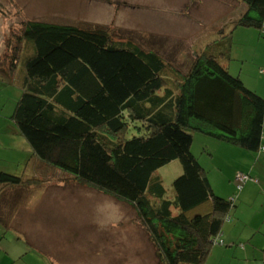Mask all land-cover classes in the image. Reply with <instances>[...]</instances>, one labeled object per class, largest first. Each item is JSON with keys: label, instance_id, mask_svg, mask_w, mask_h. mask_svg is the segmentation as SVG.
<instances>
[{"label": "trees", "instance_id": "obj_1", "mask_svg": "<svg viewBox=\"0 0 264 264\" xmlns=\"http://www.w3.org/2000/svg\"><path fill=\"white\" fill-rule=\"evenodd\" d=\"M242 4L233 32L253 28L264 39V0ZM21 26L0 56V84L20 78L12 134L26 142L34 170L46 168L57 177L53 184L75 183L132 208L156 264H204L213 245L241 248L220 239L235 197L215 196L190 151L199 134L264 153V98L228 70L230 27L219 38L222 48H200L182 73L104 28L30 20ZM174 161L182 173L170 194L156 172ZM14 173L0 170V197L34 181ZM239 175L238 191L251 180ZM1 210L0 203L5 231Z\"/></svg>", "mask_w": 264, "mask_h": 264}, {"label": "rangeland", "instance_id": "obj_2", "mask_svg": "<svg viewBox=\"0 0 264 264\" xmlns=\"http://www.w3.org/2000/svg\"><path fill=\"white\" fill-rule=\"evenodd\" d=\"M240 3L239 0H0V56L8 48L7 39L21 30L23 21H43L104 28L117 40L132 41L144 50L156 52L183 73L190 68L200 48L211 44L222 48L226 40L219 38L223 28L230 27L238 18L233 16V10ZM236 30L233 32V27L229 30L231 53L226 64H231L229 72L234 77L242 68L245 81L253 85L254 72L262 75L259 66L264 68V39L257 40L250 33ZM249 31L256 30L249 28ZM8 78L9 82L0 84V169L7 167L16 172L14 176L34 180L27 187L21 186L11 197L15 201L36 203L31 218L28 215L22 222L27 224L25 221L32 219V224L25 226L31 231L38 220L39 233L48 234L42 242V251L57 253L62 264H156L154 248L137 224L132 208L75 183L53 184L57 181L52 180L57 177L52 172L46 174V168L43 174L34 170L36 159H31L26 142L12 134L11 115L21 94L20 78H16L17 82L14 77ZM231 149L237 150L207 136L195 134L193 137L190 151L204 170L215 196L226 197L235 192L233 185L232 189L228 187V178H232L231 168L241 160ZM16 160L20 166H12L11 162ZM23 163L26 166L22 167ZM181 173L180 162L174 161L159 169L156 175L172 194L171 184ZM0 198L2 205L9 197ZM239 200L246 206L242 196ZM9 206L1 217L10 221L8 226H13L16 221L11 220ZM248 209L252 211L251 207ZM255 217L247 228L241 224L235 229L231 225L224 227L220 239L225 242V235L231 234L232 241H228L233 243L236 235L245 233L240 240L243 246L213 245L204 264H264V225L261 223L264 217L257 213ZM248 228H251L249 232ZM253 229H257L254 235ZM239 230L241 234H236ZM34 248H37L34 240L19 237L12 227L5 231L0 227V264H54L50 254H47L48 262Z\"/></svg>", "mask_w": 264, "mask_h": 264}, {"label": "crops", "instance_id": "obj_3", "mask_svg": "<svg viewBox=\"0 0 264 264\" xmlns=\"http://www.w3.org/2000/svg\"><path fill=\"white\" fill-rule=\"evenodd\" d=\"M239 1L241 3L239 6H237L238 8L233 10V16H236V15L239 16L240 13L244 10V5L242 4V0H239ZM231 20H233V17ZM231 20L227 21L225 24H227ZM244 29H246V30H244ZM237 31L240 33H250L254 37H256L257 40L260 39V36L258 35V33L256 31H249L248 28H238L236 30V32ZM230 67H231V64L229 63L228 70L230 69ZM259 67L261 69L262 75H258L256 72H254L255 77H254L253 85H252V83H249V82L247 84V82L245 81V79H244L245 74H244L242 68H240L238 70L237 76L243 81L245 86H247L248 88H250L251 90L256 92L258 95H260L261 97L264 98V68L262 69L261 68L262 66H259ZM249 78L252 79V76H249ZM259 86H261L262 88H259ZM263 132H264V127H263ZM262 145L264 146V142ZM233 148H235V147H233ZM236 149L237 150H233V149H231V150L238 154L239 160H241V163L238 164V166L231 168L232 178H228V184H227L228 187L231 189H232V185H233L235 188V192L226 196L229 199L235 197L234 203L236 204V208L232 209V211L229 212V216L227 217V219L223 225V229L227 225H231V227H233L235 229L239 224L246 225V228H247V225H251L253 223V221L256 219L255 213L259 214L260 217H264L263 216V213H264V211H263V209H264V153H261V154L260 153H252V152L244 151L241 149L239 151V148H236ZM28 150H29V148H28ZM17 163H19L17 160H16V162H14V161L11 162L12 166L17 165ZM6 169H7V167H6ZM0 170H2V169H0ZM239 174H246L251 179L243 185V187L240 191H238V189H237V181H236V177ZM249 183H252V185H250L246 188V186ZM58 185L61 186L62 184H58ZM22 187H27V185L26 186L24 185ZM62 187L64 188L65 186L63 185ZM19 188L20 187L8 188L3 193V195H8V197H9L5 201L8 202L11 198V201L8 202V206L10 205L9 206L10 210H8V211H10L9 214H11V216H12L11 220L13 219V221H16V222H14L13 226H8V227H12L13 230H15V232H17L19 234V237H21V238L24 237L25 239H27L29 241L34 240L37 248L39 249L38 250L37 248H34V249H36L34 252H36L37 255L45 257L46 261H47L48 260L47 254H50L52 256L51 259L54 261V264H62V263H60V260H59L57 253L53 252V253L45 254L42 251V250H44V249H41V246L43 245L42 242L47 240L46 236L48 234L39 233L40 223H38V220L36 221L37 224H35V226L31 228V231L26 230V228H28V227L25 228V226H27L28 223L32 224V219L26 220L25 222L27 224L23 223L22 221L25 220V217L26 216L28 217V215H29V218H31L32 211L33 212L35 211V209H32V207L34 205H36V203L33 204L32 201L30 202V201H25V200H23V202L21 200L18 201L17 198H16L17 201H15V197H11V194L16 193V190ZM236 192H237V194H236ZM233 194H234V196H232ZM240 196H242V199H244L246 201V203H247L246 206L244 204H242V202L239 200ZM7 202H5V204H7ZM5 204L2 203L1 215H2V213L6 214V210H7L8 206L6 207ZM36 207H37V205H36ZM248 207H251L252 211L250 209H248ZM9 222L5 221V223L7 225H9ZM261 223L264 225V218L261 221ZM21 225L24 227H22ZM223 229H222V231H223ZM250 229L251 228L247 229L248 232L250 231ZM256 231H257V229H253L251 232L254 235L256 233ZM237 233L241 234V231L239 230L238 232H236V234ZM222 235H223V232H222ZM243 235H240V236L236 235L235 241L232 243V242L228 241V240L232 239V235L227 234V235H225L227 238V240L225 239V242L227 244H230V243L231 244H240L241 243L240 240L242 239ZM252 255L255 256V252H253ZM6 257H9V256L7 255ZM48 262H49V260H48Z\"/></svg>", "mask_w": 264, "mask_h": 264}, {"label": "built area", "instance_id": "obj_4", "mask_svg": "<svg viewBox=\"0 0 264 264\" xmlns=\"http://www.w3.org/2000/svg\"><path fill=\"white\" fill-rule=\"evenodd\" d=\"M237 179H238L240 182L245 181V177H243L242 175H239V176L237 177Z\"/></svg>", "mask_w": 264, "mask_h": 264}]
</instances>
